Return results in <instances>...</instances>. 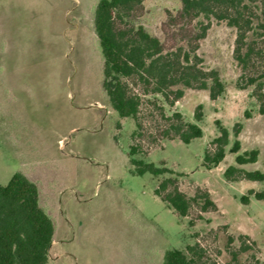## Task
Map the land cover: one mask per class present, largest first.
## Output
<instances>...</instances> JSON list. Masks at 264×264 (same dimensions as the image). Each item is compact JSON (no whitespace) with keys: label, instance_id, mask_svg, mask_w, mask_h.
Here are the masks:
<instances>
[{"label":"rangeland","instance_id":"obj_1","mask_svg":"<svg viewBox=\"0 0 264 264\" xmlns=\"http://www.w3.org/2000/svg\"><path fill=\"white\" fill-rule=\"evenodd\" d=\"M97 1L0 0V184L20 171L41 187V201L57 227L47 264H161L165 249L195 243L205 250L206 264H264V201L248 194L263 190L264 180H229L223 174L228 165L264 172V113L258 111L255 84L241 87L262 61L253 59L243 71L232 55L234 28L210 18L196 53L203 68L218 71L223 92L212 100L207 89L178 85L183 95L172 105L160 94L144 95L142 135L133 140L134 119L120 117L101 86L93 29ZM143 6L135 23L166 39L162 24L180 1L143 0ZM257 13L248 40L257 39L260 47L264 13ZM198 104L200 121L193 115ZM156 105L164 115L179 112L184 121L196 122L202 136L189 143L150 141L162 122ZM216 119L229 137L224 158L208 169L203 154L218 134ZM235 138L239 153L258 149L255 162L235 163ZM132 143L140 152L129 155ZM131 158L164 163L178 174L181 191L193 196L197 188L206 189L216 209L196 218L198 208L192 206L187 216H178L153 192L168 174H133Z\"/></svg>","mask_w":264,"mask_h":264},{"label":"trees","instance_id":"obj_2","mask_svg":"<svg viewBox=\"0 0 264 264\" xmlns=\"http://www.w3.org/2000/svg\"><path fill=\"white\" fill-rule=\"evenodd\" d=\"M179 1V9L175 14L169 12L162 24L166 35L163 40L135 23L143 12V0H98L94 6L93 29L102 60L101 86L110 107L120 117L134 119L133 140L142 135L139 113L144 95L160 94L167 104L172 105L183 95V89L178 85L207 89L212 100L223 92L224 85L218 71L203 68L202 59L196 53L199 40L206 35L210 18L225 21L234 28L232 55L243 71L253 59L262 61L259 72L248 76L241 87L255 84L253 94L258 101V111L264 113V44L257 47V39L248 40L254 29V19L258 17L257 10L264 13V0ZM199 17H205L207 22H197ZM260 26L264 29V24ZM201 107V104L195 107L193 115L196 121L202 119ZM156 108L160 110L162 122L156 126L150 141L177 138L189 143L192 138L202 136V128L196 122L184 121L179 112L164 115L161 106L156 105ZM214 123L218 134L209 143L212 149L206 148L203 154V164L208 169L224 158V147L229 137L228 129L218 119ZM240 129L241 123L236 122L232 128L235 137ZM239 148L240 141L235 138L230 151L235 153L236 164L257 160L258 149L239 153ZM139 152L137 144L129 146V155ZM130 163L133 174L150 173L155 177L168 174L157 181L153 192L178 216H187L192 206L198 208L196 218L201 217V212L216 209L206 189L197 188L193 196L181 191L178 174L164 163L156 165L136 158H131ZM223 174L229 180H264V172L244 170L236 165L226 166ZM248 194L264 201V189H250ZM240 199L243 203L249 200L247 195ZM192 222L189 221L190 224ZM55 227L51 210L41 201V187L36 181L16 171L5 184H0V264H47ZM241 248L246 249L248 245ZM205 257V250L195 243L187 245L185 250L165 249L161 264H206Z\"/></svg>","mask_w":264,"mask_h":264},{"label":"crops","instance_id":"obj_3","mask_svg":"<svg viewBox=\"0 0 264 264\" xmlns=\"http://www.w3.org/2000/svg\"><path fill=\"white\" fill-rule=\"evenodd\" d=\"M56 232H57V227H56L55 232H54V237H55ZM54 237H53V240H55Z\"/></svg>","mask_w":264,"mask_h":264}]
</instances>
